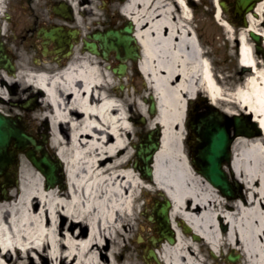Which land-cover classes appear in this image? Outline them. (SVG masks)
<instances>
[{
    "label": "bare ground",
    "instance_id": "6f19581e",
    "mask_svg": "<svg viewBox=\"0 0 264 264\" xmlns=\"http://www.w3.org/2000/svg\"><path fill=\"white\" fill-rule=\"evenodd\" d=\"M193 1L198 3L128 0L122 7L136 23L142 49L138 65L157 103L150 125L160 123L163 129L152 183L133 166L134 148L127 139L130 99L113 94L112 73L103 61L85 57L55 75L26 66L12 76L0 72V98L8 99V90L22 81V70L26 89L41 96V116L50 125L45 149L51 154L54 148L64 161L67 181L47 186L44 174L21 158L12 199L0 200V264H119L113 244L136 223L145 193L153 195L156 189L172 201L171 217L198 236L177 229L176 243L160 251L165 263L216 264L212 259L225 257L228 250L240 255L239 264H264V66L248 37L255 31L264 38V0L240 33L239 62L251 74L233 92L226 90L208 47L192 31ZM214 1L215 16L232 37V26ZM207 98L222 104L226 113L236 107L250 113L262 129L260 135L240 136L233 143L234 197L200 174L186 154L190 106ZM147 100L137 104L144 117L150 116ZM146 202L148 208L151 200ZM225 264L231 263L226 259Z\"/></svg>",
    "mask_w": 264,
    "mask_h": 264
},
{
    "label": "flooded vegetation",
    "instance_id": "af4514ba",
    "mask_svg": "<svg viewBox=\"0 0 264 264\" xmlns=\"http://www.w3.org/2000/svg\"><path fill=\"white\" fill-rule=\"evenodd\" d=\"M225 1L228 10L222 12L223 20L233 24L242 21L245 24L243 17L235 12V0ZM127 2L128 0H0V55L2 58L0 72L12 76L14 73H18L22 66H26L45 70L49 74L55 75L73 64H80L85 57H93L95 60L104 62L103 68L112 73L113 84L118 81V90L117 87L114 88L113 84L111 86L113 94L119 91L126 92L132 75L135 73L138 75V62L126 58L124 52L120 54L119 58L118 52L114 50L109 51L105 58L101 40L96 36L111 29L122 30L130 22H133L134 25L132 35L136 34L134 19L122 12V7ZM208 4L210 5L209 9ZM192 8L201 11V14L196 16L197 18L191 19L192 31L197 41L204 47H208L210 51V47L213 45L211 29L214 17V0H201L198 3L193 1ZM233 19H237V21ZM173 21L175 24L178 23L176 15H174ZM235 42L238 51L239 39L236 38ZM88 44L89 47H87ZM133 44L137 45L136 42ZM140 50L142 53L141 47L138 48L139 52ZM210 59L212 60L211 51ZM122 64L127 65V70L121 79L112 69ZM2 79L4 80V78ZM19 88L20 82H17L11 89L12 95L18 94ZM130 111L132 132L127 134V139L131 140L130 146L134 148L133 166L137 168L143 180L150 183L146 178V164L138 153L149 143L152 127L149 126L148 117L134 118L131 107ZM192 115L195 118L196 114ZM150 119L152 120L153 117ZM192 121L190 120L189 123ZM134 123L140 124L146 129L135 132ZM47 125L45 132L48 143L50 125L49 127ZM232 129L234 132L235 128ZM36 137L37 143H41L43 135L40 136L37 133ZM197 145L196 141H187L185 150L191 164L204 176L202 167L195 161ZM56 153L54 148H51V155L54 156ZM223 167L230 181H233L230 162L225 163ZM64 182L67 183L66 171L63 172ZM148 194L150 192L145 193L146 197ZM154 194L156 196L152 199L150 206L147 208L146 203L145 207L141 208L142 217L140 220L142 221L139 223L136 238L137 242L143 245V264H167L161 258L160 251L166 243L171 244V239H177V229L193 239H197L198 236L194 235L192 230L189 232L184 224H180L171 217L172 208L167 209L170 218L169 223L166 224L162 212L166 201L161 189L154 190Z\"/></svg>",
    "mask_w": 264,
    "mask_h": 264
},
{
    "label": "water",
    "instance_id": "95a60500",
    "mask_svg": "<svg viewBox=\"0 0 264 264\" xmlns=\"http://www.w3.org/2000/svg\"><path fill=\"white\" fill-rule=\"evenodd\" d=\"M258 1L261 0H236V12L243 16L246 25L245 14L248 11H252ZM220 4L226 9L227 6L224 1H221ZM132 31L133 24L130 23L122 30H109L103 35H97L96 38L102 42L103 56L106 57L110 50H116L119 58L120 54L124 52L126 58L137 60L141 55L138 52V47L133 44L137 39L132 35ZM249 35L256 42V53L264 56L261 35L255 31H250ZM0 64H2L1 55ZM126 69L127 65L122 64L114 68L113 71L122 76L125 74ZM150 99L149 112L154 115L158 110L157 103L153 95L150 96ZM233 124L235 128L234 134H232L230 128L229 117L216 111L199 118L196 124L191 125V129L200 140L195 161L202 167V173L205 177L229 197L234 196V192L227 173L223 170V164L232 160L230 148L233 140L238 136H252L262 132L261 127L256 122L251 124L245 116H234ZM162 131L161 124L156 123V129L151 133L149 143L146 148H141L138 153L146 164V176L152 180L154 177L155 154L161 147ZM155 133L157 134L156 136H154ZM19 151L25 152V155L33 165L44 174L47 186H54L59 182L58 172L63 168L62 159L57 156L53 160L45 149L44 144H38L35 137L25 131L24 126L20 123V118L8 116L0 111V177H4L7 180L6 183L1 185L3 197L8 198L9 187L19 183L18 179L11 181L12 171L10 169L11 165L16 166L15 174L17 176ZM38 153H41V155ZM171 205V200L166 198L162 208L166 224L169 223L167 209ZM170 242L173 244L175 240L171 239ZM238 258L239 255H230L228 260L234 262Z\"/></svg>",
    "mask_w": 264,
    "mask_h": 264
},
{
    "label": "rangeland",
    "instance_id": "374dc122",
    "mask_svg": "<svg viewBox=\"0 0 264 264\" xmlns=\"http://www.w3.org/2000/svg\"><path fill=\"white\" fill-rule=\"evenodd\" d=\"M201 0H198V2ZM191 8V19L192 18H197L196 16H199L201 14L200 9L194 10ZM210 8V5L208 4V9ZM194 10V11H193ZM216 12V5L214 1V17L212 19V34H213V45L210 47V51L212 54V60H213V67L214 70L217 74H219L222 78V82L224 84V87L226 88L227 91L233 92L234 89L239 86L244 84L245 80L249 75L251 74V70L247 69L246 67L242 66L239 62V53L236 50V42L235 39L240 37V33L245 31L246 26L243 24L241 21H237V23H232L230 22V25L232 26L233 31L231 32L232 37H230V34L227 33L226 30H224V27L221 25V19H217L215 16ZM195 16V17H194ZM257 19H263V17L260 18L256 17ZM248 28V27H247ZM264 28V26H263ZM249 34V32H248ZM249 37V35H248ZM249 41L253 44L254 42L252 39L249 37ZM254 45V44H253ZM256 58L261 62L259 63L260 68H263L264 66V56L263 55H256ZM21 73V80L20 81V88H19V93L16 95H12L11 89L9 91L8 99L1 100L0 99V107L2 108V111L7 114L11 115H20L22 117V120L25 121L26 124V130L30 133L33 134H40L42 136L43 133H45V125H44V119L41 116L42 111L39 106L40 104V99L41 96L37 95L36 89H30L27 90L26 85L23 83L25 76L24 70ZM23 74V76H22ZM139 75V76H138ZM138 75L135 73V75H132L131 80H129L128 84V89L126 92H120L122 95H120V99H123V95L125 97H128L130 100V104H128L129 107V113L130 107L133 109L132 115L134 118L141 117V113L139 112L137 108V104L139 101L145 102V97H149L150 90L147 89L144 85L145 80L144 77L142 76L141 72L138 69ZM24 77V78H23ZM118 81L114 82L113 86L114 88L117 87L118 90ZM35 97V98H34ZM31 98H34V103L31 106H24L22 105L25 103L27 100H30ZM12 99V101H11ZM38 99H39V104H38ZM15 101V103H14ZM37 101V103H36ZM210 99H206L205 101H200L196 100L193 104L190 106V111L188 114V117L186 118V121L189 120H194V116L192 114H203V113H209V110L212 109H218L220 112L225 113L229 117L230 121V127L233 126V118L235 115H241L245 116L251 124H254L256 122L254 120V116L250 115V113H246L244 110L240 109L239 107H236L232 113H226L225 107L222 104H216L212 105L210 104ZM22 103V104H21ZM210 105V106H208ZM148 109V105H147ZM199 110L201 112H199ZM247 116V117H246ZM35 119H32V118ZM31 119L34 121L33 123L31 122ZM151 120V119H149ZM46 122V121H45ZM149 121V126L150 125ZM134 131H143L146 129V127H143L140 124L134 123ZM148 128V127H147ZM187 141L195 142L197 141L195 139L194 134H190L189 130H187L185 134V144ZM190 143V142H189ZM186 148V145H185ZM25 158L27 160V164L30 162L24 154H21L19 157V165H20V160L21 158ZM29 161V162H28ZM31 163V162H30ZM29 163V164H30ZM30 166V165H29ZM16 187L11 189V193L14 192V189ZM236 189V188H235ZM152 193L148 194V197H146L142 200V204H146L147 200L150 199L152 202V199L156 196L151 195ZM238 194V191L236 189V195ZM12 199V195L9 196V198H0V200H10ZM144 207L143 205L138 209L137 211V221L134 224L132 228H127L125 229V235H122L117 238L116 244H113L112 248H115L116 251V261L119 264L125 263V264H143L142 262V247L143 245L140 242H137V231H138V226L140 221V218L142 217V210L141 208ZM109 250L105 251V257H108L107 253ZM228 250H226V255L228 254ZM130 256V260L128 259ZM216 264H225L226 261V256H219L217 259H212ZM38 264H48L46 262H40ZM50 264V263H49ZM232 264V263H231ZM235 264V263H234ZM239 264V261L236 263Z\"/></svg>",
    "mask_w": 264,
    "mask_h": 264
}]
</instances>
